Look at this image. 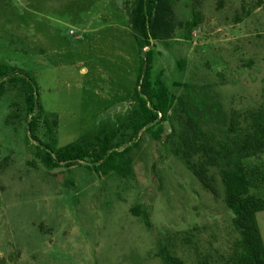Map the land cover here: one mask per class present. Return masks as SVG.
<instances>
[{
  "label": "rangeland",
  "instance_id": "374dc122",
  "mask_svg": "<svg viewBox=\"0 0 264 264\" xmlns=\"http://www.w3.org/2000/svg\"><path fill=\"white\" fill-rule=\"evenodd\" d=\"M138 1L0 0V264H167L163 247L183 264H233L242 251L224 172L242 161L264 199V137L243 149L264 118V0L157 2L142 51ZM147 51L168 106L134 135ZM14 75L36 79L32 114ZM188 111L210 154L184 153ZM32 118L53 150L118 131L124 154L48 164Z\"/></svg>",
  "mask_w": 264,
  "mask_h": 264
},
{
  "label": "trees",
  "instance_id": "16d2710c",
  "mask_svg": "<svg viewBox=\"0 0 264 264\" xmlns=\"http://www.w3.org/2000/svg\"><path fill=\"white\" fill-rule=\"evenodd\" d=\"M170 0H139L138 6L135 8L136 13V28L142 34L140 39L139 49L142 51L145 47L151 45L150 24L152 21V14L157 2L165 4ZM155 35V34H154ZM151 52H146V58L142 60L141 72L138 77L137 87L135 89V96L140 102V109L134 112V117L126 127L133 129V134H138L143 128L154 123L159 119V112L166 113L168 106V88L162 81L158 92H154L151 87ZM1 67V66H0ZM11 81H21L29 93L27 101V111L32 114L36 109L41 108L38 99V87L36 79L32 75L17 76L10 78ZM5 90V83H0V95ZM155 96V97H154ZM158 98V101H154ZM152 102L153 106L149 105ZM186 124L187 130L182 131L183 145L186 147L185 154L190 157L202 150L206 154H210V148L207 143L201 141L200 133H202L199 116L196 112L188 111ZM38 127L37 118H32L29 122V128L35 140L39 141L45 148L46 162L51 165H59L61 163L70 164L79 160H92L99 162L109 159L115 161L121 159L123 151L113 150V142L120 132L113 131L105 133L103 137H99V142L80 144L78 142L71 143L58 150H53L49 143H45L38 137L36 130ZM254 131L249 133L244 140V150H259L263 144L264 137V118L255 120ZM191 133H193L191 135ZM170 137V135H169ZM196 139V140H195ZM249 152V151H247ZM201 178L205 180L206 174H200ZM224 181L227 187V203L235 210L237 217L235 219L236 228L241 233L239 243L242 251L238 252L233 257V264H264V243L262 239L261 230L258 224L257 213L264 210V199L256 198L250 195L249 180L246 174L245 167L242 161H237L234 166L224 172ZM160 256L167 264H183L180 259L169 256L166 248L163 247Z\"/></svg>",
  "mask_w": 264,
  "mask_h": 264
}]
</instances>
